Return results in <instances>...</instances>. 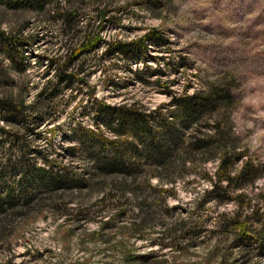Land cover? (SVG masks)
I'll return each mask as SVG.
<instances>
[{
	"label": "rangeland",
	"instance_id": "374dc122",
	"mask_svg": "<svg viewBox=\"0 0 264 264\" xmlns=\"http://www.w3.org/2000/svg\"><path fill=\"white\" fill-rule=\"evenodd\" d=\"M65 14L75 18L78 39L66 32ZM0 31L31 36L17 47L19 73L0 46V96L22 95L28 106L15 127L0 119V170L9 158L27 160V179L13 174L14 195L18 181L36 185L40 172L60 178L50 193L38 190L31 210L0 221L6 229L0 264H264V253L230 247L232 237L222 230L238 210L224 196L244 194L245 216L263 209L264 0H77L71 9L66 0H0ZM155 34L159 42L147 38ZM96 35L97 46L79 54L69 78L59 80L68 47ZM116 42L133 45L109 50ZM214 88L226 89L229 102L186 126L174 121V98L205 97ZM118 108L151 126L167 122V135L156 131L158 141H172L171 158L184 160L183 168L155 176L156 168L145 166L133 186L118 174L91 173L77 132L133 143L129 134H115ZM211 137L222 140L204 161L191 145ZM233 139L242 156L231 176L244 168L256 173L213 189L204 176L213 179L222 147ZM138 256L145 261L136 262Z\"/></svg>",
	"mask_w": 264,
	"mask_h": 264
},
{
	"label": "trees",
	"instance_id": "16d2710c",
	"mask_svg": "<svg viewBox=\"0 0 264 264\" xmlns=\"http://www.w3.org/2000/svg\"><path fill=\"white\" fill-rule=\"evenodd\" d=\"M47 1V0H44ZM83 3L85 0H78ZM77 0H66L67 7L73 8ZM96 2V1H95ZM105 16V11L101 13L100 17ZM63 26L71 38L78 39V31L76 29V20L73 15L65 14L62 18ZM147 38L160 41L158 34L147 35ZM31 36L26 39L21 36L5 35L0 31V46L7 50V53L11 56L12 68L15 72L19 73L22 70V61L19 60L21 57L17 51V47L22 46L24 43L30 41ZM99 41V36L88 37L79 42L76 47H68L67 54L63 62H59L57 77L60 79H68L67 68L70 66L72 61L76 59L79 54L85 53L91 48H95ZM140 46H144L143 42H138ZM133 44H120L116 42L115 44L109 45V50L113 48L123 51L125 48H130ZM127 48V49H128ZM17 61V62H16ZM40 99V98H39ZM230 96L226 89L214 88L210 94L205 97L201 95H195L190 97L174 98L173 104L176 107L174 121L179 122L181 125L186 126L197 120V118L206 113L220 104L229 102ZM43 107L46 105L41 101ZM28 107L25 105L24 97L21 95L17 101L11 94H4L0 96V119L5 122V124L15 127L18 121L25 122L24 111ZM124 108H118V110L112 113L117 118L116 135L120 133H127L130 135L132 142H127L126 140L119 141H109L103 138L101 135L94 134L93 132L85 129H80L77 132V139L80 142V152L83 157L88 161L93 163V167L90 170L92 172H97L100 175L118 174L122 178L130 179L131 186L135 183L136 177H145L147 173L143 171L146 166L148 168H156L152 170V175L160 176L169 175L171 171H175L178 168H183L185 165L184 160L181 163L176 164V159L171 158V152L174 145L172 141H158L161 131L162 134H168L169 124L163 120L156 121L154 124L148 123V118L141 116L140 114H133L131 112L123 111ZM110 111V110H109ZM108 111V112H109ZM110 113V112H109ZM37 118H32L33 122L38 124ZM126 122L127 126H124L122 122ZM150 124V125H149ZM4 132V130H1ZM222 132L217 130V135L219 136ZM223 136V133L221 137ZM216 137L208 138L207 140H198L191 145L193 150L199 151L201 156H204L203 160H209L212 157L213 149H211L213 143H220L222 138L215 140ZM233 139L230 140L228 145L222 147L223 157L219 160L216 172L213 175V179L210 176L205 175L204 177L213 184V189H216L220 183L225 182L227 184L242 183L251 179L255 175V171L252 169L244 168L242 173L238 178L234 179L231 176L230 171L233 162L239 159L242 154L235 152L236 146ZM167 142V144L165 143ZM14 143V142H13ZM11 144V150L14 144ZM24 150V147L21 146ZM226 149H230L232 152H227ZM10 152V151H9ZM235 152V153H234ZM232 153V155H229ZM187 154H185L186 156ZM178 160V159H177ZM15 164L11 163L9 158L6 167L0 170V221L2 223L11 222L14 217L21 214V212L29 211L32 208V202L36 200L39 196L37 194L39 189H43L50 193L55 189L56 185L59 183V177H52L51 174L40 172V180L36 182V185L32 183L28 187V183L23 181L17 182L18 194H13V174L16 170H19L23 174L25 180L26 170L28 168V162L25 158L22 160H17ZM147 179L148 178H144ZM83 182V179H81ZM133 192H137V187L132 189ZM4 192V193H3ZM139 193V191H138ZM226 200H233L237 203L238 210L236 214L226 221L222 225V230L228 233L232 237V243L230 247L238 248L243 253L249 251V248L254 246L259 253H264V194H259L258 199L262 203L263 209L260 212L259 209H254L250 215H243L244 205V194H237L236 196H224ZM142 206L140 210L142 212ZM250 223V224H249ZM257 225V227H255ZM6 229L0 227V236L5 234ZM136 262L143 263L145 257L138 256L134 257ZM130 259L129 257L127 260Z\"/></svg>",
	"mask_w": 264,
	"mask_h": 264
}]
</instances>
